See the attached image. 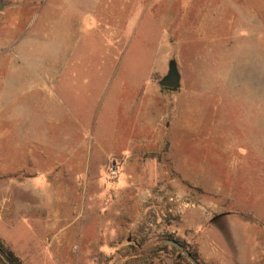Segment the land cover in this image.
I'll return each mask as SVG.
<instances>
[{
	"label": "rangeland",
	"instance_id": "1",
	"mask_svg": "<svg viewBox=\"0 0 264 264\" xmlns=\"http://www.w3.org/2000/svg\"><path fill=\"white\" fill-rule=\"evenodd\" d=\"M0 3V158L43 193L8 200L23 264H191L169 239L217 264L203 218L264 221V0ZM56 199L59 244L32 221Z\"/></svg>",
	"mask_w": 264,
	"mask_h": 264
},
{
	"label": "crops",
	"instance_id": "2",
	"mask_svg": "<svg viewBox=\"0 0 264 264\" xmlns=\"http://www.w3.org/2000/svg\"><path fill=\"white\" fill-rule=\"evenodd\" d=\"M11 163L12 160L8 157L0 158V241L8 247L14 255L20 258L13 244L5 237L4 232V226L7 225L6 215L12 212L13 209L19 208V206L18 208H12L11 203H8L9 197L13 194L16 196L17 192H22L23 190L26 193H35L34 197L37 196L36 198L43 197V193L41 189L39 190L37 188L36 180L28 185L24 184V181L20 182L17 175L18 167L14 168L10 166L13 165ZM28 167L32 172L29 176L35 175V159L29 158ZM49 187L50 189H58L53 182L49 184ZM36 191L40 192L36 193ZM60 191H62V188H60ZM16 205H18V202ZM36 207L37 208L33 210L32 221L42 226V229L46 228L50 235L55 238L56 244L61 243L60 234L63 228H66L68 224V201L65 200L63 202L62 200L56 199L54 201L51 200L49 204L41 205L36 203ZM256 208L258 212L261 211L258 206H246L242 212L248 210L255 212ZM216 212L219 214L210 217L208 220L203 218L202 222V236L204 241L201 242V247L211 257V260L215 261L217 264H251L250 262L252 260L255 261L254 264H264V221L255 222L253 220L247 222L248 219L243 218V224L237 227L240 230L242 229L241 233H238L239 231H237V233L233 231L231 228L235 229V227L230 224V231L233 233V236L230 239H226L223 235V230L219 227L221 221L224 220V213L222 211L219 212V210ZM185 223L188 228L194 227L195 225V222L190 224L189 220Z\"/></svg>",
	"mask_w": 264,
	"mask_h": 264
},
{
	"label": "water",
	"instance_id": "3",
	"mask_svg": "<svg viewBox=\"0 0 264 264\" xmlns=\"http://www.w3.org/2000/svg\"><path fill=\"white\" fill-rule=\"evenodd\" d=\"M1 7L2 5L0 3V9ZM159 85L171 89L179 87V74L173 61L169 62L167 73L159 80ZM163 243L170 244L171 246L180 250L184 254V256L191 262V264H199V262L179 242L169 239L165 240ZM0 255L4 259V256L1 253Z\"/></svg>",
	"mask_w": 264,
	"mask_h": 264
},
{
	"label": "trees",
	"instance_id": "4",
	"mask_svg": "<svg viewBox=\"0 0 264 264\" xmlns=\"http://www.w3.org/2000/svg\"><path fill=\"white\" fill-rule=\"evenodd\" d=\"M184 247V246H183ZM195 259V255L188 251ZM0 253L4 256V259L0 255V261L3 264H23L21 259L14 255V253L0 241Z\"/></svg>",
	"mask_w": 264,
	"mask_h": 264
},
{
	"label": "built area",
	"instance_id": "5",
	"mask_svg": "<svg viewBox=\"0 0 264 264\" xmlns=\"http://www.w3.org/2000/svg\"><path fill=\"white\" fill-rule=\"evenodd\" d=\"M119 175V167L116 162L111 161L105 169V178L107 180H114Z\"/></svg>",
	"mask_w": 264,
	"mask_h": 264
}]
</instances>
